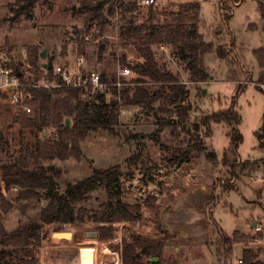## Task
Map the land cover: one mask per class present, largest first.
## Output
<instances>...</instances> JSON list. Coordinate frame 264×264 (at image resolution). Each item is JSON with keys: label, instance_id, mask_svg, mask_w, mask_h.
<instances>
[{"label": "rangeland", "instance_id": "374dc122", "mask_svg": "<svg viewBox=\"0 0 264 264\" xmlns=\"http://www.w3.org/2000/svg\"><path fill=\"white\" fill-rule=\"evenodd\" d=\"M84 1L87 0L37 2L27 21L24 14L16 11L15 0H0V29L8 30L13 36L12 40L3 43L0 30V56L9 58L14 70L18 68L20 73L28 76L29 67L23 53L33 44L36 35L45 33L39 47L45 51V57L73 60L82 54L87 69L112 80L119 68L128 63L133 65L135 58H142L137 51L138 39L123 32L128 22L136 27L170 23L171 13L189 0H156L158 5L152 7L156 12L152 20H149V8L131 7L139 0H125L122 5H116L113 15H105L107 24L103 28L97 27L96 21L84 24ZM190 1L200 3L198 34L201 39L212 43L214 48L223 46L236 60L234 70L240 77L230 80L225 61L213 50L202 58L208 79L193 84L189 81L186 63L172 53V46L152 45L160 70L177 78L189 92L187 100L181 103V106H189L185 122L181 123L174 107L169 106V86L147 79L138 81L139 84L129 90V95L135 87H140L151 93L158 92V96L161 94L159 101L150 108L125 106L124 112L119 109L118 123L111 134L92 132L80 142V161L70 158L51 163L60 172L56 178L60 193L67 184L90 176L94 168L119 166V180L111 197L138 206L139 219L99 225L112 228L113 238L102 245L109 249L105 252L118 255V264H121L118 247L130 236L161 240L164 243L163 258L170 259V264H220L213 254L215 246L210 244L219 234L230 236L242 225L247 240L233 245L232 256L225 264H237L244 249L253 253L255 261H264V151L258 147V138L263 135L260 127L264 91L260 86L259 89L256 87L262 70L255 54L257 50H264V18L256 0ZM261 3L264 14V0ZM90 24L95 25L94 31L88 29ZM239 86L241 90L237 93ZM203 89L204 95L201 94ZM32 105L33 116L35 106ZM231 107L240 117L237 130L242 141L236 155L229 154L225 165L222 155L229 146L232 124L210 123L209 129L203 128L197 133L193 125L200 123L205 115ZM21 119V111L0 95V132L5 140L3 145L0 143V164L31 149L41 140L40 132L33 127H24ZM48 133L53 136L52 131ZM186 151L188 161L181 162ZM210 153H214L215 162L207 159ZM233 166H236L235 170ZM30 167H36L32 161ZM227 183L232 190L221 196L222 186ZM17 192V188L5 190L4 198L12 207L5 213L0 208V221L7 231L20 223L37 221L40 209L46 205L44 200L14 202ZM107 198L104 190L99 188L81 206L94 213ZM252 223L261 228L260 233H254ZM95 226L89 219L83 224H43L40 236L45 240L61 233L89 239L94 236V241H98ZM255 239H259L260 244H255ZM225 259L223 257L221 263ZM103 260L99 264H113Z\"/></svg>", "mask_w": 264, "mask_h": 264}, {"label": "trees", "instance_id": "16d2710c", "mask_svg": "<svg viewBox=\"0 0 264 264\" xmlns=\"http://www.w3.org/2000/svg\"><path fill=\"white\" fill-rule=\"evenodd\" d=\"M48 0H15V6L20 13L28 19L32 16V10L37 2L47 3ZM260 15L264 18L262 0H256ZM116 0H87L82 3L83 21L97 22V27L103 28L107 24L106 14L113 15L116 9ZM122 5V4H121ZM200 3L196 1H184L174 10L172 21L161 25L132 26L128 22L123 32L133 35L138 39V55L144 60L142 64L130 65L138 74V81L145 79L149 82L169 86L168 102L174 107L173 111L178 116L181 123L185 122L189 106H181L188 97L186 86L179 83L177 78L170 73L160 70L152 51V45L172 46V53L181 61L186 63L189 72V81L193 84L203 83L208 79V73L203 64V56L215 51L217 57L223 59L228 68L230 80L238 79V72L234 70L237 65L229 52L221 45L214 48L212 43H206L198 34V11ZM136 8V4H131ZM149 7V20H152L156 12ZM155 13V14H154ZM89 27V26H88ZM175 49V50H174ZM28 56L26 62L32 69H39L37 65L40 48L36 45H29L26 48ZM258 67L262 70L258 76V85L264 84V50L255 52ZM15 72H19L15 68ZM259 89V86H256ZM237 93L241 87H238ZM129 90L123 92L121 102L111 101L110 104L102 103L101 98L88 100L82 92L72 88H61L57 90H32L35 113L27 116L22 113V125L33 127L41 134V140L31 149H25L17 157H12L10 161L0 164V183L3 182L7 192L10 188L18 189L14 196V202L26 201H46V205L40 209L37 221L23 222L18 224L13 230L7 231L0 221V264H36L35 251L39 247L43 237L40 236L43 224H83L86 219L93 222L95 226L94 234L101 244L110 241L112 228L99 226L100 224H110L114 222H129L139 219L138 206L122 202L118 198H112V189L118 183L120 168L114 165L107 169H92L90 176L77 181L74 184H67L63 193L58 190L56 178L59 170L52 162L66 161L74 158L81 160L82 153L80 142L92 132L104 131L112 133L118 123V111L125 106H142L150 108L158 102L161 94L151 93L147 89L135 87L129 95ZM180 103V106L177 104ZM176 107V108H175ZM69 119V127H65V120ZM228 122L232 124L229 130V146L224 149L222 161L228 164L229 154L236 155L239 144L242 141L237 130L240 117L233 110V107L226 110H219L211 115H205L200 123L193 125L194 132L200 129H209L210 123ZM187 128V127H186ZM52 131L51 136L48 131ZM260 131L262 137L258 138V147L264 151V108L261 119ZM197 135V134H196ZM193 141V138H191ZM5 142L0 132V143ZM194 146H197L194 144ZM188 152L183 154L181 162L188 161ZM207 159L215 162L214 153L207 155ZM30 161L35 164L31 169ZM48 163L49 165L45 166ZM246 165V163H244ZM236 166L232 169L235 170ZM103 189L108 198L100 204L99 209L91 213L81 206L87 202L91 194ZM232 188L227 185L222 186L221 196ZM12 205L0 193V208L8 212ZM157 213L156 208H151ZM167 237V236H166ZM261 238V237H259ZM247 236L240 235L234 231L230 236L219 234L210 245L215 246L213 254L219 259L220 264H225L230 260L233 253V245L244 243ZM208 245V244H207ZM209 246V245H208ZM101 247V246H100ZM109 251L106 247H101ZM164 243L162 241L142 238L140 236H130L122 240L118 247L121 264H170L163 258ZM223 257L225 261L221 263ZM157 258L155 262L150 259ZM241 264H262L255 261V256L250 250H241ZM231 264V263H229Z\"/></svg>", "mask_w": 264, "mask_h": 264}, {"label": "built area", "instance_id": "2783aa9c", "mask_svg": "<svg viewBox=\"0 0 264 264\" xmlns=\"http://www.w3.org/2000/svg\"><path fill=\"white\" fill-rule=\"evenodd\" d=\"M121 4L125 0H116ZM137 8L147 9L156 7V0H141L136 3ZM117 9V6H116ZM137 12V11H136ZM135 12V13H136ZM88 29L95 30V25L90 24ZM134 64H142V58H135ZM48 64L45 67H39L38 71L28 65V76L15 72L11 65V60L0 56V95L10 105L16 106L21 113L32 116L33 113V93L32 90H57L61 88H72L82 92L88 100L102 99V103L110 104L111 101L121 102L123 92L131 90L138 85V74L132 69L131 64H125L119 68L112 80L105 79L100 73L87 69L86 58L80 54L75 57L73 64ZM264 91V84L258 85ZM133 109L138 110L139 107ZM125 107L120 108L124 112ZM5 186L0 183V193L5 196ZM10 190H16L11 188ZM254 233H260L261 228L257 225L254 227ZM259 239H255V244H260ZM264 243V242H263ZM119 262H115L118 264ZM237 264H241L240 259ZM264 264V261L261 262Z\"/></svg>", "mask_w": 264, "mask_h": 264}, {"label": "crops", "instance_id": "0c3cea01", "mask_svg": "<svg viewBox=\"0 0 264 264\" xmlns=\"http://www.w3.org/2000/svg\"><path fill=\"white\" fill-rule=\"evenodd\" d=\"M30 19H27V21ZM2 32L4 37L3 43L9 41L10 39L12 40L13 36H11L8 30L4 29L2 30ZM44 35L45 33L43 35H36L35 38L33 39L34 42H32L33 44L31 45H36L40 47V44L43 42ZM42 53L44 54V58L41 57ZM45 54H46L45 51H41V50L39 51V59L37 65L43 67L46 64L48 65L73 64L75 61V58H73L72 60V59H68V57H66L65 59L59 58L58 60L51 58L49 59L45 57ZM27 56L28 53L27 50H25V53H23V58L27 60ZM26 64L28 63L26 62ZM250 226L254 227L255 224L252 223ZM234 231H237L242 236H247L245 231V226L243 225ZM63 235L65 234L57 235L56 233L54 235V239L51 236L50 239H45L41 241L39 247H37L36 249L37 251H35V258L37 261L36 264H99L100 261L103 260V258H104L103 260L104 263L107 262L112 263V260L115 258H117L118 261V255L114 253H110L111 254L110 255L107 252H105L103 249H101L100 246L106 247L107 249L108 247L106 245L100 244L98 241H94V239H96L94 236L92 239H89L86 236H63ZM64 238H68L69 240H66ZM151 239L156 241H161L155 238H151ZM100 251L105 255H102ZM114 256L115 258L112 259L111 257ZM92 257L96 258L94 263H92L91 261ZM115 262L116 261H113V264H115Z\"/></svg>", "mask_w": 264, "mask_h": 264}, {"label": "water", "instance_id": "95a60500", "mask_svg": "<svg viewBox=\"0 0 264 264\" xmlns=\"http://www.w3.org/2000/svg\"><path fill=\"white\" fill-rule=\"evenodd\" d=\"M41 57L44 58V54L43 53H42ZM43 67H45V66H43ZM47 68L51 69V65L49 64ZM204 91L205 90L203 89L202 92H201L202 95H204ZM177 105H180V103H178ZM64 123H65V127L68 128L69 127V119H66ZM54 235L52 236L53 239H54ZM57 235H61V233H57ZM64 239L69 240L68 238H64ZM157 260H158L157 258L150 259L151 262H155Z\"/></svg>", "mask_w": 264, "mask_h": 264}, {"label": "bare ground", "instance_id": "6f19581e", "mask_svg": "<svg viewBox=\"0 0 264 264\" xmlns=\"http://www.w3.org/2000/svg\"><path fill=\"white\" fill-rule=\"evenodd\" d=\"M98 250H99V249H98ZM100 252H101V251H100ZM101 254H102V255H105V254H103L102 252H101ZM108 254H110V253H108ZM110 255H111V254H110ZM107 258H108V257H107ZM111 258L113 259V258H115V256H114V257H111ZM89 259H90V258H89ZM95 259H96V258L92 257V259H91L92 263L95 262ZM113 261H116V262H117V258L113 259V260H112V263H113Z\"/></svg>", "mask_w": 264, "mask_h": 264}]
</instances>
